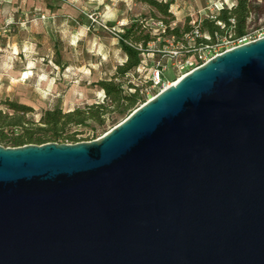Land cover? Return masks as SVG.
I'll return each mask as SVG.
<instances>
[{"label": "water", "instance_id": "95a60500", "mask_svg": "<svg viewBox=\"0 0 264 264\" xmlns=\"http://www.w3.org/2000/svg\"><path fill=\"white\" fill-rule=\"evenodd\" d=\"M0 264H264V37L99 138L0 145Z\"/></svg>", "mask_w": 264, "mask_h": 264}, {"label": "rangeland", "instance_id": "374dc122", "mask_svg": "<svg viewBox=\"0 0 264 264\" xmlns=\"http://www.w3.org/2000/svg\"><path fill=\"white\" fill-rule=\"evenodd\" d=\"M161 1L172 2V27H183L188 18L205 17L221 2H237ZM251 1L252 22L264 21V0ZM4 9L0 28L8 31L0 36V45L5 47L0 54L6 55L0 58V102L10 100L32 107L26 117L34 122H39L46 109L60 107L68 112L93 103L109 104L97 81L110 79L125 60L117 30L130 25L132 19L164 16L144 0H7ZM157 44L152 43L146 52L148 65L158 60ZM12 45L17 47L16 58L11 57ZM172 74L169 69L168 75ZM149 75L146 67L125 79L139 88L141 97H147ZM0 107L6 110L3 104ZM125 117L112 110L103 115V123L88 120L84 125L68 126L64 133H76L79 141L92 140Z\"/></svg>", "mask_w": 264, "mask_h": 264}, {"label": "trees", "instance_id": "16d2710c", "mask_svg": "<svg viewBox=\"0 0 264 264\" xmlns=\"http://www.w3.org/2000/svg\"><path fill=\"white\" fill-rule=\"evenodd\" d=\"M144 1L164 15L160 18L164 19L166 23H170V19L174 18L170 11L171 1ZM252 4L251 0H237L234 7L224 8L217 15V18L224 22V28L217 25L215 21L205 18L201 23V30L212 37L216 33L226 34L229 29H234L237 33L243 32L247 18L253 8ZM146 18L148 17L138 18L132 21L130 25L123 27V32L118 38V44L125 55V60L116 66L115 73L110 79L97 81V85L104 91L109 104L93 103L68 112L63 111L60 107L46 109L43 111L39 122H34L26 117L32 111V107L16 101L4 100L0 102V105L3 104L6 107V110L0 107V144L3 146H20L47 142L62 143L68 141L74 143L80 139L76 133H64L68 126L84 125L88 120L103 123V115L112 110L120 115H129L143 97L140 96L139 88L128 82L125 77L141 65L142 50L148 49L149 44L155 40V37L142 28V20ZM230 19H234V22L232 23ZM190 22L191 20L188 18L183 27L176 26L167 29V35L180 37L183 33L190 32L192 30ZM164 44L163 39L160 45ZM138 45L142 46V50L138 48ZM132 88L133 90L130 91Z\"/></svg>", "mask_w": 264, "mask_h": 264}, {"label": "built area", "instance_id": "2783aa9c", "mask_svg": "<svg viewBox=\"0 0 264 264\" xmlns=\"http://www.w3.org/2000/svg\"><path fill=\"white\" fill-rule=\"evenodd\" d=\"M2 2L3 1L0 0V7ZM234 6L235 4H228L226 2L216 4L213 10L206 14L205 17L201 16L191 20L190 24L192 30L183 33L180 37L167 35V29L173 28L172 23H166L162 18L148 17L142 20V28L146 29L155 37V40L152 41L149 46L152 43H158L156 51L159 57L157 61L148 65L145 58L146 55H148L146 52L149 48L142 50V46L138 45V48L142 50L141 65L137 67L135 71H140L148 67L150 75L147 80L148 95L147 97L143 96V98L139 100L135 109L214 56L232 49L233 47L264 37V21H259L257 23L252 22L254 18L253 13L249 14L246 27L241 33H237L234 29H229L226 34L220 35L216 33L215 36L212 37L207 32L201 30L200 26L205 18L215 21L217 25L224 28V22L219 20L217 15L220 10L224 8L230 9ZM230 21L233 23L234 19H230ZM7 31V29L0 28V33H5ZM122 32L123 29H118L116 36L119 38ZM163 39L165 44L160 45ZM169 69L173 72L172 77L168 75ZM149 92L151 95H149Z\"/></svg>", "mask_w": 264, "mask_h": 264}, {"label": "crops", "instance_id": "0c3cea01", "mask_svg": "<svg viewBox=\"0 0 264 264\" xmlns=\"http://www.w3.org/2000/svg\"><path fill=\"white\" fill-rule=\"evenodd\" d=\"M3 2H2V5H1V7H0V14L2 13V12H5V2H7V0H2ZM134 20H136V19H132L131 20V22L132 21H134ZM2 35H4V33H0V36H2ZM9 45V44H8ZM11 47V49H13V51L11 52V57H13V58H16V55H17V49H15V48H17L16 46H14V45H12V46H10ZM5 49V47H3V46H1L0 45V51H2V50H4ZM6 55H4V54H0V58H3V57H5Z\"/></svg>", "mask_w": 264, "mask_h": 264}]
</instances>
